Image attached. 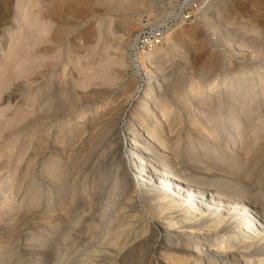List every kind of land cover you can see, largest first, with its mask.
<instances>
[{"label": "rangeland", "instance_id": "rangeland-1", "mask_svg": "<svg viewBox=\"0 0 264 264\" xmlns=\"http://www.w3.org/2000/svg\"><path fill=\"white\" fill-rule=\"evenodd\" d=\"M119 1L104 7L98 0H0V264H59L66 242L70 254L85 256L96 227L114 225L117 212L128 218L118 222L135 214L145 219L154 203L158 190L137 182L131 193L117 167L120 159L131 161L127 137L142 129L140 120L130 121L129 111L143 97L147 79L129 64L128 46L145 20L162 19L185 0ZM127 21L134 24L129 31ZM170 35L174 48L154 64L150 77L157 99L170 107L166 119L176 120L163 122L169 141L180 142L166 165L183 180L238 196L264 212V83L253 74L264 72V0H200L195 19ZM250 73L248 90L256 95L239 91L230 101L220 88L219 101L190 99L185 109L193 117L208 115L200 119L207 127L204 136L187 123L190 116L179 102L188 98L171 99L190 86ZM242 119L254 126L245 130ZM241 135L257 137L253 152L240 148ZM191 143L207 147L191 159ZM58 165L66 169L55 182L56 175L45 169ZM8 199L13 203L4 211ZM112 202L116 213L107 214ZM132 224L136 240L141 233ZM100 235L105 236L102 230ZM169 237L186 244L190 239ZM153 240L147 264H172L168 256L175 253L165 239L155 234ZM135 247L125 264H143L142 249Z\"/></svg>", "mask_w": 264, "mask_h": 264}, {"label": "bare ground", "instance_id": "bare-ground-1", "mask_svg": "<svg viewBox=\"0 0 264 264\" xmlns=\"http://www.w3.org/2000/svg\"><path fill=\"white\" fill-rule=\"evenodd\" d=\"M98 1L104 7H111V5H113V2H111L112 0ZM133 26L134 24L132 21H127L124 27L127 29L126 31H129ZM173 37L169 34L164 40L165 48H163L162 45L153 51L145 53L137 63L133 62L131 59L128 60L133 69L138 70L140 67L147 76L143 97L135 101L133 107L129 111L130 121L132 119L140 120L139 126L142 129L137 135L135 134L127 137V146L131 151L129 155L131 161L125 163L120 159L119 162H117L119 163L117 167L120 168L121 180L124 181L125 186L128 185V189L131 188V193L136 192L133 184L137 182H141L149 191L153 189L158 190V192L156 194L154 193L151 197V201L154 203L148 207L150 208L148 211L149 213L145 214V219L148 220H145L140 214H135L132 216L133 218L131 220L118 222L119 218L121 220L128 218L123 217L122 212H115L113 201V204L111 203L112 205H110V208L108 207L109 209H107L106 212L107 214L116 213V215L119 216L118 218L116 216L117 222L114 225H110L108 228L102 227L103 224L101 226L102 228L96 227L97 231L93 233L94 237L92 238V243L89 244V250H87V255L85 256H80L76 252H73V255L70 254L69 248L71 244L64 242L65 244H62L63 247L60 249V254L58 255L57 262L59 264H125L129 255L128 252L135 246L142 249L141 261L143 264H147L151 252L150 250L153 249L152 247L157 241L153 240L155 234H159V236L165 239L164 245L167 246L169 252L175 253L174 255L169 253L170 256H168L172 264H204L205 262V264H264V212H261V210L259 211L256 204L245 202L242 198H238V196L234 197L225 192H212L198 184L183 180L180 176L175 174L173 171L175 167L173 165H171V168L166 165L167 160L174 158V151L180 150V142L176 140L169 141L167 137L169 134L165 136L166 130H163V122L167 123L166 125H174L176 120L166 119L167 116L169 118L170 107L164 98L157 99L158 94L156 95V85L151 82L150 77L154 73V64L161 59H165L169 55L170 48H174L175 44ZM253 74L256 76V81L260 84L264 83V72H256ZM252 76L253 75L250 73L249 75H244L243 78L217 80L213 84L205 85L204 87L190 86L186 92L178 90L174 92V94L172 93L171 99H173V102L178 103L180 99L188 98V100L186 99L179 102L181 107L185 109V107L189 103L192 104L193 101H219L220 95L218 90L220 88L225 90L224 93L227 91L230 101L237 98L236 94L239 91H248L249 94L256 95V92L248 90L251 84L248 83V80L251 79ZM128 97H131V95ZM219 106L220 105H217L216 108H219ZM98 109L97 107L93 109V114L96 115ZM185 110H187V108ZM186 112L187 115L190 116L187 123L193 126L195 130L199 132V135L204 136L207 127L201 123L202 120L200 121V119L206 116L208 118V115L201 113L203 117L200 116V118H196L193 117L192 111V114L188 110ZM220 115L221 113L216 114V116L221 119ZM241 122H244L243 125L245 126V130L246 128L248 129L254 126L248 120L242 119ZM205 124H207V119ZM240 126L242 125L240 124ZM252 133V135H255L254 132ZM243 135L239 137L242 141L244 140V146H240V148L244 147L248 149L249 153L257 144L256 141L258 139L255 137L253 140ZM11 147L10 145L8 148L9 151L6 154L8 157L13 149V147ZM202 147L206 148L207 145L205 147V145H192L191 143V146L188 147L189 154L187 155L191 159L194 158L195 154L198 153ZM224 151L225 149L223 148L219 150V157H222ZM240 155L241 154L238 152L236 155L237 159ZM36 163L34 162L33 164ZM244 163H246V161H243V164ZM27 164L29 163L27 162ZM33 167H35V165ZM63 169L66 168H62L58 165L47 167L45 170L47 173L51 172V174L53 173V175H56L53 181L59 182V178L61 177L60 174L63 172ZM129 173L132 175L131 180L128 178ZM146 192H148V190H146ZM22 199L23 198H21V200ZM129 199L130 197H128L126 201ZM12 203V199L5 201L2 205L3 210L9 209ZM65 213V215L69 214L68 209L65 210ZM153 220H155L154 225L151 223ZM132 223L138 224L137 227L141 233L138 238H135L136 240H134L132 235V237L130 236L129 232L132 227H134ZM45 226L46 225H42V227ZM101 230L102 233L105 234L103 237L100 235ZM172 234L188 236L190 239L187 241V244L176 242V239L174 240L173 238L168 240V238H170L169 236ZM69 254L72 255V257H70ZM44 256L47 255L45 254Z\"/></svg>", "mask_w": 264, "mask_h": 264}, {"label": "built area", "instance_id": "built-area-1", "mask_svg": "<svg viewBox=\"0 0 264 264\" xmlns=\"http://www.w3.org/2000/svg\"><path fill=\"white\" fill-rule=\"evenodd\" d=\"M200 8V0H185L176 11L167 13L162 19H147L130 39L128 57L133 62L147 52L164 44L165 38L177 27L195 19Z\"/></svg>", "mask_w": 264, "mask_h": 264}]
</instances>
